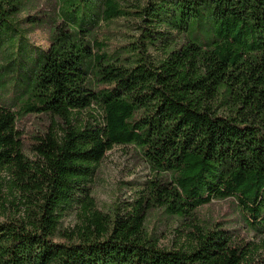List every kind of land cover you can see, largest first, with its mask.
I'll list each match as a JSON object with an SVG mask.
<instances>
[{
    "label": "trees",
    "instance_id": "trees-1",
    "mask_svg": "<svg viewBox=\"0 0 264 264\" xmlns=\"http://www.w3.org/2000/svg\"><path fill=\"white\" fill-rule=\"evenodd\" d=\"M23 1L0 0V16ZM98 1L85 27L62 19L55 28L17 109L0 100V206L7 174L22 209L0 222V264H264V0H150L129 57L80 37L100 16L122 15L118 0ZM85 109L91 120L74 124ZM29 114L51 121L31 156L16 127ZM115 145L133 146L153 176L133 202L106 213L90 184ZM213 197L232 198L263 238L193 224L186 245L164 248L148 233L154 208L191 221ZM74 205L80 223L62 228Z\"/></svg>",
    "mask_w": 264,
    "mask_h": 264
},
{
    "label": "rangeland",
    "instance_id": "rangeland-1",
    "mask_svg": "<svg viewBox=\"0 0 264 264\" xmlns=\"http://www.w3.org/2000/svg\"><path fill=\"white\" fill-rule=\"evenodd\" d=\"M149 1L118 0L122 15L110 20H103L100 16L88 34L80 32V37L87 38L96 52L119 53L122 57H129L131 43L138 41L140 37V26L147 25L143 22L145 18L141 14V7L148 5ZM98 2L24 0L20 12L6 18L0 16V100L4 104L14 105V109H17L20 92L35 79L36 68L33 62L40 53L49 48L51 34L61 24L62 19L74 28L85 27L94 19ZM150 52L154 58H160L156 50ZM89 112V109L73 112V123L77 125L90 121ZM50 123V119L44 115L29 114L18 117L16 127L27 155L31 156L29 148L35 136L46 131ZM152 176L150 168L138 156L133 146H113L105 152L97 165L90 184V196L95 208L110 213L116 207L122 208L133 202L139 196L144 182ZM9 177L4 174L2 178L1 193L4 204L0 206V222L22 215V209L18 213L16 205H13L18 201V194L9 193ZM80 214L79 205L67 210L60 219L62 228L71 229L79 224ZM191 219L180 220L176 216H168L162 208H154L146 215L145 226L148 233H152L157 239L158 245L164 248L186 245V234L193 224L219 226L235 239L258 243L263 238L254 236L253 231L246 227L242 213L232 198H211L210 202L196 210Z\"/></svg>",
    "mask_w": 264,
    "mask_h": 264
}]
</instances>
